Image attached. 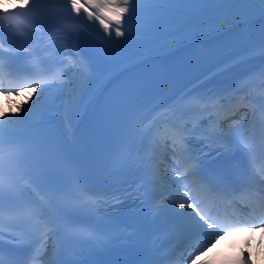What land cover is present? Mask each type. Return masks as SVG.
Listing matches in <instances>:
<instances>
[{"label": "snow or ice", "instance_id": "snow-or-ice-1", "mask_svg": "<svg viewBox=\"0 0 264 264\" xmlns=\"http://www.w3.org/2000/svg\"><path fill=\"white\" fill-rule=\"evenodd\" d=\"M17 4L19 7L11 11L0 9V95H27L12 112L0 106V216L7 212L25 219L14 227L17 234L9 237L8 243L15 242L13 248L6 249L0 240V264H34L37 256L42 258L62 239L105 251L117 241L128 245L146 238L139 219L133 221L134 227H113L111 221H105L98 207L103 202L107 211L121 203L119 192H93L69 160L79 147L77 130L82 122L103 115L123 117L135 124V107L149 96L157 97L152 109L173 113L166 126L174 145L176 167L167 178L148 167L158 136L151 128L136 132L140 143L147 145L143 158L133 157L124 144L112 160L113 166L121 169L142 168L155 177L152 186H160L155 196L143 186L137 189L144 219L163 226L164 235L175 241L173 251L182 250V256L189 253V264L211 248L225 229L238 231L241 224L247 231L264 229V215L246 209L243 215H229L209 206L232 201L245 190L264 203V176L258 179L249 168L257 137L245 128L248 114L231 121L227 128L213 121L209 122L210 131L199 121L190 128L196 116L213 110L219 115L231 93L212 87L193 92L182 83L190 69L200 66L215 64V71L210 70L202 80L196 79L195 88L246 63L253 55L264 60V0H17ZM81 12L89 22H98L107 37L100 40L105 62L100 64L80 53L83 33L77 30L68 34L77 50L72 67L59 70V63L41 46V37L64 19L82 23ZM254 33V46L217 63L223 47L251 39ZM251 75L264 80V65ZM173 86L174 91L169 93ZM185 104L196 107L179 112L177 106ZM198 137L202 140L199 151L189 143ZM258 139L264 145V125ZM242 146L248 151L243 152ZM210 151L217 155L242 152L244 159L234 161L227 170L211 171L205 163ZM45 153L65 170L63 181L49 180L38 164L31 163ZM13 173L17 177L15 185L11 182ZM173 175L175 178H170ZM20 181H26L36 194L23 203L19 199ZM68 183L75 184L80 195L64 197L58 203ZM152 199L156 202L149 204ZM73 214L89 217L90 222L77 225ZM158 238L152 240L154 248ZM169 258L156 256L144 264H166ZM71 264L95 262L74 259ZM224 264L251 262L241 253Z\"/></svg>", "mask_w": 264, "mask_h": 264}, {"label": "bare ground", "instance_id": "bare-ground-1", "mask_svg": "<svg viewBox=\"0 0 264 264\" xmlns=\"http://www.w3.org/2000/svg\"><path fill=\"white\" fill-rule=\"evenodd\" d=\"M264 60L261 59L259 55L251 57V60H249L246 63V67L244 71H242V74H245L246 76L251 74L250 70L258 68V63L263 62ZM236 75L234 72H232L228 77H226L224 80L226 81L230 76Z\"/></svg>", "mask_w": 264, "mask_h": 264}, {"label": "clouds", "instance_id": "clouds-1", "mask_svg": "<svg viewBox=\"0 0 264 264\" xmlns=\"http://www.w3.org/2000/svg\"><path fill=\"white\" fill-rule=\"evenodd\" d=\"M193 264H196V261H193Z\"/></svg>", "mask_w": 264, "mask_h": 264}]
</instances>
